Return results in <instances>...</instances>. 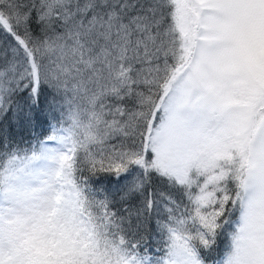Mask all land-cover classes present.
Returning a JSON list of instances; mask_svg holds the SVG:
<instances>
[{
	"label": "snow or ice",
	"instance_id": "obj_1",
	"mask_svg": "<svg viewBox=\"0 0 264 264\" xmlns=\"http://www.w3.org/2000/svg\"><path fill=\"white\" fill-rule=\"evenodd\" d=\"M0 264H264V0H0Z\"/></svg>",
	"mask_w": 264,
	"mask_h": 264
}]
</instances>
